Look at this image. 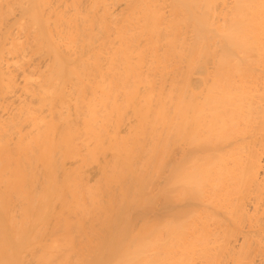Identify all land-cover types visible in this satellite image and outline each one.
Returning a JSON list of instances; mask_svg holds the SVG:
<instances>
[{
    "label": "bare ground",
    "instance_id": "bare-ground-1",
    "mask_svg": "<svg viewBox=\"0 0 264 264\" xmlns=\"http://www.w3.org/2000/svg\"><path fill=\"white\" fill-rule=\"evenodd\" d=\"M0 264H264V0H0Z\"/></svg>",
    "mask_w": 264,
    "mask_h": 264
}]
</instances>
